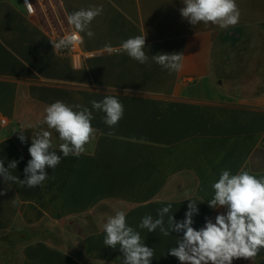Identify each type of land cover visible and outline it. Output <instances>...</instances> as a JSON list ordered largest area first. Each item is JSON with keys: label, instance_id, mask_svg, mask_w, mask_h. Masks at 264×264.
I'll return each instance as SVG.
<instances>
[{"label": "crops", "instance_id": "0c3cea01", "mask_svg": "<svg viewBox=\"0 0 264 264\" xmlns=\"http://www.w3.org/2000/svg\"><path fill=\"white\" fill-rule=\"evenodd\" d=\"M57 3L67 25L63 34L42 24L23 0H0V119L7 121L0 127V160L5 168L18 161L9 171L25 178L32 135L49 130L40 121L56 101L91 110L95 139L79 157H64L58 134L49 130L61 162L47 169L41 185L0 177V191L6 189L0 246L10 250L0 264H123L119 246L103 243V225L116 210L126 212L128 225L153 248L150 264H181L168 250L183 233L148 232L139 228L142 218H158L157 210L171 203L169 215L183 221L193 200L192 226L199 230L206 218L215 222L226 212L208 203L223 170L264 175V0H236L240 20L228 28L191 25L180 14L182 0ZM99 5L103 12L90 25L95 35L80 34L78 58L53 49L51 40L73 31L67 15ZM145 33L149 61L140 64L120 45ZM158 53H182V71L156 64L151 56ZM109 95L124 105L111 128L105 113L91 106ZM260 262L264 249L254 260H233Z\"/></svg>", "mask_w": 264, "mask_h": 264}, {"label": "clouds", "instance_id": "9594fccd", "mask_svg": "<svg viewBox=\"0 0 264 264\" xmlns=\"http://www.w3.org/2000/svg\"><path fill=\"white\" fill-rule=\"evenodd\" d=\"M29 12L32 5L25 0ZM181 16L193 26L203 23L213 24L220 28L236 26L240 20V10L236 0H182ZM103 12V5L82 8L67 15V22L73 29L58 40H51L53 49L66 50L76 43H83L82 33L91 38L95 34L90 30L92 21ZM146 33L124 40L120 49L127 55L145 64L149 56L145 52ZM105 47L112 51L111 45ZM158 65L169 73L183 69L182 53H158L151 56ZM92 109L105 113L104 123L116 126L124 115V105L115 96H105L101 101L92 100ZM92 111L79 104L70 106L56 101L44 108L40 124L58 134L59 150L64 157H79L86 151V145L95 139L96 129L92 126ZM41 129L32 135L28 148L31 159L24 168L23 180L12 175L10 169H16L18 161L9 162L7 168L0 160V177L4 182L19 183L33 188L41 185L47 178L49 168H56L61 157L53 150L52 131ZM19 139L26 142L24 131ZM22 159V158H21ZM214 196L208 201L209 206L225 208L226 212L215 217V222L206 218L199 230L193 225V216L198 214L196 202L189 200L188 210L183 221H176L169 215L172 205L158 209V218L146 215L139 228L155 232L159 229L164 236L172 231L182 232L177 246L168 250V254L178 258L181 264H233V260H254L264 249V175L256 176L248 170L241 169L236 174L223 170L216 182L212 184ZM6 194V189L0 195ZM165 216L167 226H165ZM104 245L117 248L123 255V264H150L154 256L153 248L142 242L141 235L128 225L126 212L116 210L107 217L103 225Z\"/></svg>", "mask_w": 264, "mask_h": 264}, {"label": "rangeland", "instance_id": "374dc122", "mask_svg": "<svg viewBox=\"0 0 264 264\" xmlns=\"http://www.w3.org/2000/svg\"><path fill=\"white\" fill-rule=\"evenodd\" d=\"M33 4H34V7H33L32 14L37 15L38 13L39 20L41 21L42 24H44L47 28L54 30L61 34H63L64 31H66V26H67L66 21L64 17L61 15L57 0H36L35 2L33 1ZM25 235H28V233ZM19 237L20 236L12 239L13 242L9 241L7 246L8 247L11 245L14 246V244L17 243V239H19ZM26 237H29V236H26ZM5 248L6 247L0 246L1 256H3V254L9 253L10 250L6 252Z\"/></svg>", "mask_w": 264, "mask_h": 264}, {"label": "built area", "instance_id": "2783aa9c", "mask_svg": "<svg viewBox=\"0 0 264 264\" xmlns=\"http://www.w3.org/2000/svg\"><path fill=\"white\" fill-rule=\"evenodd\" d=\"M23 2L26 5L25 0H23ZM28 2L31 3V5H32V11L30 13H33V7H34L33 1L28 0ZM26 7H27V5H26ZM27 9H28V7H27ZM70 32H72V31H68L66 34H69ZM80 45H81V43H76L72 48L66 49V50H61V51L64 53H70L73 58H78L82 54V52L80 51ZM6 125H7V121L5 119H0V127H4Z\"/></svg>", "mask_w": 264, "mask_h": 264}, {"label": "trees", "instance_id": "16d2710c", "mask_svg": "<svg viewBox=\"0 0 264 264\" xmlns=\"http://www.w3.org/2000/svg\"><path fill=\"white\" fill-rule=\"evenodd\" d=\"M259 264H264V262H260Z\"/></svg>", "mask_w": 264, "mask_h": 264}]
</instances>
